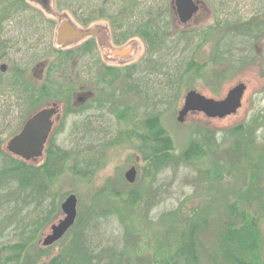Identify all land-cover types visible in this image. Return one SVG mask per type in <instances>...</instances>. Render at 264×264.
<instances>
[{
    "label": "trees",
    "instance_id": "trees-1",
    "mask_svg": "<svg viewBox=\"0 0 264 264\" xmlns=\"http://www.w3.org/2000/svg\"><path fill=\"white\" fill-rule=\"evenodd\" d=\"M148 1L131 0L133 29L147 40L149 54L128 70L132 72L126 76L130 97L118 101L109 94L98 100L106 101L107 107L114 106L116 120L130 127L112 133L116 129L110 118L74 117L77 119L70 127L71 146L56 145L52 130L42 156L30 161L7 152L1 132L0 264H129L128 256L118 249L121 239L112 243L105 234L95 233L102 230L103 220L109 217L118 218L122 240L130 238L134 242L131 251L136 255L131 256L140 260L139 264H264V146L256 136L261 127L258 115L225 130H212L206 122L196 123L185 149L174 154L173 140L161 124L162 115L181 87L194 89L188 80L202 77L201 67L207 64L209 68V61L200 64L194 57L195 48L183 51L179 42L182 32L175 30L172 0ZM101 3L102 0H57L59 9L70 10L78 22L93 17ZM115 3L118 9L120 3ZM115 9L107 6L104 13L109 15ZM55 25L29 0H0V128L5 127L6 119L13 122L12 127L6 125L11 127L6 139L20 130L28 116L45 108L43 103L51 100L69 104L72 91L78 88L77 67L73 80L67 81L70 77L66 75L76 59V47L72 50L62 48L70 44L55 46ZM229 25H233L234 33L244 31L247 38L261 30L264 23L224 21L218 30L222 27L229 36V41L223 39L225 48L234 42L230 39L232 32L226 31ZM206 31L201 26L197 31L183 33L192 35L199 48L206 42ZM172 37L177 42L169 46ZM92 51L86 65L91 74L96 63ZM142 62L146 65L142 66ZM36 66L40 67V74L44 70L41 83L29 76ZM217 69L214 75L210 74L213 83L241 71L236 65L233 69ZM67 116L62 114L54 123L59 124ZM209 119L216 118H203ZM122 138L136 142L134 149L143 162L139 175L148 180L146 189L136 187L134 181L128 185L122 177L124 187L105 184L93 193L86 209L80 204L81 196L73 191L77 193L74 223L59 240L43 246L41 237L61 214L60 201L71 193L57 194L51 191V183L67 173L76 178L95 174L101 166L102 151ZM181 167L196 170V178L191 181L209 196L192 208L180 205L152 219L156 205L151 195L158 174ZM235 176L244 178V187L223 186L226 179ZM103 197L104 205L93 212V200ZM68 235L60 251L51 256L50 249ZM149 249L152 254L143 261L141 255Z\"/></svg>",
    "mask_w": 264,
    "mask_h": 264
},
{
    "label": "flooded vegetation",
    "instance_id": "flooded-vegetation-1",
    "mask_svg": "<svg viewBox=\"0 0 264 264\" xmlns=\"http://www.w3.org/2000/svg\"><path fill=\"white\" fill-rule=\"evenodd\" d=\"M49 1L51 0H29V4L44 14L49 11ZM145 1L147 0H138L139 3H144ZM150 1L151 0L148 2ZM192 1L198 9L194 12L192 18L185 24L179 21L175 12L174 0H172L171 5L177 22L175 24V30L176 32H182L180 33V35H182V40H179V42H181L182 46H184L183 51L187 48L193 50L194 48L196 49L192 35L189 36V34L183 32L192 30L197 31L201 26H205V29L207 30L205 42L207 47L206 60L209 61V65L211 66L214 64L212 62L214 61L215 63L225 67L226 70L233 69L235 65L241 69L239 73L240 76L238 75V80L235 78V84L228 87L226 91L224 89L219 96H214L220 97L224 91L227 93L234 85L241 83L245 87L241 97V102L243 104L249 91L248 84L250 83V78L247 79L245 74H248L247 71L250 70V65L256 64L261 73V75L259 74V76L256 77L258 81V88H255L253 92H257L258 89L264 87V26L261 30H255L251 37L244 38V31L234 33L231 31V27H233V25H229V27H226L228 28L226 31L229 33L232 32L230 33L232 34L230 39L234 42L232 44L233 46L226 48L224 47L225 40L223 41V39H228L229 36L228 34L225 35V31L222 27L220 29L221 31L218 30V28L224 21L233 22L234 20H237L239 22L256 21L258 23H264V0H204L206 7H208L206 9L210 11V14L208 13V18L204 24H194L195 26L192 23L203 5L201 4V0ZM118 2L120 3V7L115 9V0H102V3L98 5L95 15L89 19L79 21L78 24L80 27L78 28L66 20L70 25L74 26L81 32V35L75 40H78L77 47H72V50H74V48L77 50L75 59L77 62L75 63V61H73L71 63L70 73L66 74L70 77L67 81L73 80L71 77L75 76L74 70L75 67H77V76L80 77L77 79L78 88L72 91L69 104H64L61 101L50 100L51 103L44 105V107L55 105L58 109L59 116L66 113V115L68 114L67 117L78 116L79 118H96L98 115L102 116L101 118L104 119L110 118L113 122L114 129H116L112 130V133H121L124 131L117 130L118 128L116 127L117 123L121 124L122 122L116 120V112L115 110L112 111L114 106L107 107L106 101L98 100L101 98H108V95L112 94L115 100L127 101L130 97V91L127 87L126 76L132 73L131 71L128 72V70H130L132 66L138 65V62L141 61L142 58L147 57L149 54L147 40L140 34L134 32L132 24L131 0H118ZM228 5L231 7L226 8L227 10L221 9L222 7ZM107 6L109 8L114 6L115 11L109 15L105 14L104 9ZM44 15L50 18L51 21L55 19L53 17L55 16L54 14H50L49 16L47 14ZM216 23H219V25H214ZM192 25L194 27H192ZM58 27L59 25L56 24L53 29L55 38L57 36ZM190 39L193 42L189 41ZM238 40H241V43H239ZM227 41H229V39ZM139 42L142 43L143 47L142 56L135 62H128L127 56L133 52ZM176 42L177 39L172 37L168 45L173 46ZM72 43H74V41L65 42L63 45ZM91 51L94 53V58L96 60V63L92 68V74L90 71H86V65H89L87 61L90 58L89 56ZM217 54L218 56H216ZM141 65L145 66L146 64L142 62ZM36 67H34L31 71V79L35 75H33V72H35ZM88 67L91 68L90 66ZM143 68L146 69L145 67ZM41 76L42 79L37 80V83L43 82L44 70L42 71L40 77ZM248 97L250 98L251 94H249ZM107 109L111 111H108ZM52 119L55 121L56 115H54ZM209 120L211 121V119ZM54 121L51 130L56 132V130H59L60 128H58V124H55ZM137 175L138 174H136V177Z\"/></svg>",
    "mask_w": 264,
    "mask_h": 264
},
{
    "label": "rangeland",
    "instance_id": "rangeland-1",
    "mask_svg": "<svg viewBox=\"0 0 264 264\" xmlns=\"http://www.w3.org/2000/svg\"><path fill=\"white\" fill-rule=\"evenodd\" d=\"M201 4L203 7L200 8L198 11L194 22V24H204L206 19L208 18V13L210 14V11L206 8V3L204 0H201ZM49 11L44 13L48 16L50 14H54L53 16L55 19V22L57 25L61 23L62 20H68L71 22L76 28L80 27L78 24V21L73 16L70 10L63 8L59 9L57 6V0H51L49 1ZM39 8V7H38ZM49 13V14H48ZM192 25V27H194ZM56 39V38H54ZM188 41V40H187ZM56 44V40L54 42ZM200 44V43H199ZM78 40L74 41V43L64 46L62 48H72L77 47ZM57 46V44L55 45ZM206 43H201L199 48L195 49V55L194 57L196 60L202 64L203 61H206L207 58V49H206ZM105 50V49H104ZM106 51V50H105ZM143 47L142 43L139 42L137 44L136 48H134L133 52L127 56L128 62H135L142 56ZM179 52V50H178ZM49 61V60H48ZM47 61V63H48ZM41 66H45V63H42ZM225 68L222 65H219L218 63L212 64L211 66L206 64L201 67L202 70V77H195L193 76L189 81V86L194 88L195 90L201 92L203 95L207 97H213V98H221L225 96V91L228 87L235 84V78L238 80L239 78V71L237 73H233L229 75L227 78H223L222 80H219L216 83L212 82V75H214V71H217L219 69L217 68ZM42 70V69H41ZM248 74H245L247 76V79L250 78L249 85V91L248 96L251 94V97L245 99L243 102L241 108L237 111L236 114H233L231 116H227L223 119H215L211 121H205L203 120L204 116L203 114H189L183 122L177 121V113L178 110L181 108L183 103L184 95L191 89L185 88V86L182 88L180 92L178 93L177 97L174 98L171 107L162 115L161 124L165 130L168 131V134L173 140L174 143V154H179L182 150L185 149L187 143L189 142L191 138V132L193 129V125L196 123H202L206 122L207 126L211 128L212 130H225L237 123L248 121L250 118H252L255 114L258 115V121L261 124V127L257 128L256 136H258V139L261 140V145L264 146V87L257 90V92H253L255 88H258V81L256 79L257 76H259L260 70L258 69V66L256 64L250 65V70L247 71ZM56 73V72H53ZM250 73V74H249ZM32 72L29 73V76H31ZM35 74V75H34ZM212 74V75H210ZM34 77L31 79L34 82H37V80L42 79V76L40 77V67H37L35 72H33ZM239 75V76H238ZM44 77V76H43ZM233 82V83H232ZM41 83V82H38ZM225 89L224 93L220 97L219 96L223 90ZM214 91V92H213ZM252 91V92H251ZM172 99V98H171ZM50 101V100H49ZM46 101L42 104V106L51 103V101ZM51 106V105H50ZM49 106V107H50ZM77 116H69L65 117L64 119L61 118L60 122L58 124L59 130H56L54 134V143L60 147H69L73 143L72 139V130H70V127L72 123L77 119L74 118ZM13 124L11 119H6L5 124ZM4 124V125H5ZM6 124V125H7ZM6 125L4 128H0V135L1 132L5 136V142L4 147L6 146L7 141L10 139H6V133L7 130H10V128H6ZM204 125V124H203ZM116 127L119 130H122L124 128H128L130 126L126 124H120L117 123ZM144 130V129H143ZM133 144V140L129 141L125 138H122L121 140H118L117 143L113 146H110L106 149L105 152L102 151L100 155L101 160V166L96 170L95 174L89 176V177H73L72 174H66V175H60L58 176L52 183H51V191L57 192V194H64L67 192L73 193V191H76L80 196L82 202L80 203L83 208H87L90 206V199L94 192H97L101 190L105 184H111L113 187L121 188L124 187L122 184V177L125 178V173L127 170L130 169L131 166L134 167L137 175L134 179V185L138 187H146L148 186V180L141 177L139 173L143 169V162L141 161V157L138 154V152L134 149L135 146ZM45 147V146H44ZM8 152V151H7ZM135 164V165H134ZM135 174V175H136ZM196 174V170L194 168L190 167H181L177 171L168 170L166 172H163L161 174H158L156 183L154 185V192L151 195V198L155 201V207L152 210L151 218L157 219L159 215L167 210H170L172 208L179 207L180 205L186 206V208H192L196 206L200 200H204L205 196H209V194L205 193V191L199 190L195 187V185L192 183V179L196 178L194 175ZM233 177L231 180L226 179L223 186L224 187H230L235 188L238 186H242L245 183L244 178L242 179H236ZM110 182V183H109ZM127 182V181H126ZM130 183L128 182V185ZM136 186V187H137ZM196 186H198L196 184ZM245 184L243 185V187ZM156 189L158 190V196H156ZM75 194L77 195V193ZM70 194V193H69ZM74 194V193H73ZM211 194V193H210ZM66 197V196H65ZM64 197V198H65ZM105 198H97V200H93L92 202V210L94 212V209H100L101 206L105 203ZM62 200V199H61ZM64 200V199H63ZM62 200V201H63ZM208 201V198L206 199ZM222 200V199H221ZM60 201V204L61 202ZM182 201V204H181ZM224 201V200H223ZM79 206V203H78ZM137 212L136 209L132 210ZM62 217V213L59 214L57 219H55V222L58 221L59 218ZM102 221V220H101ZM105 223L103 226H101L102 230L104 231H96L95 233H103L105 234V237H108L112 239V243L116 241H120V245L118 246L119 250H122L124 253V256H128V263L129 264H139L140 260L135 259L136 257H132L131 255H136L135 251H131V248L134 244L132 240L125 239L122 240V227L120 225V222L117 217H109L107 219L103 220ZM261 227L264 228V220L261 221ZM49 227L44 233H48ZM44 235L41 237H44ZM64 239V238H63ZM61 240L58 243H56L49 251L50 255L53 256L57 254L62 246V243L67 241L69 239V235L65 240ZM137 246V244H135ZM134 252V253H133ZM152 249H149L148 253H145L141 255L143 257V261L147 260V257L151 256ZM142 254V252H140ZM145 256V257H144Z\"/></svg>",
    "mask_w": 264,
    "mask_h": 264
},
{
    "label": "water",
    "instance_id": "water-1",
    "mask_svg": "<svg viewBox=\"0 0 264 264\" xmlns=\"http://www.w3.org/2000/svg\"><path fill=\"white\" fill-rule=\"evenodd\" d=\"M175 12L179 21L188 22L198 7L192 0H174ZM81 35L78 29L73 28L63 20L57 31L56 42L62 44L77 39ZM244 85L239 83L228 90L221 98L207 97L201 92L191 89L185 95L183 104L177 113V121L183 122L186 115L193 112L203 113L207 118L222 119L235 114L241 107V97ZM58 112L55 105L40 109L26 118L20 130L6 143L5 149L12 155L25 161L37 160L42 156L44 145L47 141L53 124V116ZM136 171L131 167L125 173L129 183L135 179ZM63 217L50 227L41 244L49 246L59 240L74 223L77 214V197L69 194L61 203Z\"/></svg>",
    "mask_w": 264,
    "mask_h": 264
},
{
    "label": "bare ground",
    "instance_id": "bare-ground-1",
    "mask_svg": "<svg viewBox=\"0 0 264 264\" xmlns=\"http://www.w3.org/2000/svg\"><path fill=\"white\" fill-rule=\"evenodd\" d=\"M72 26V25H71ZM73 28H75L74 26H72ZM76 29V28H75Z\"/></svg>",
    "mask_w": 264,
    "mask_h": 264
}]
</instances>
